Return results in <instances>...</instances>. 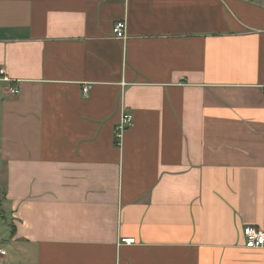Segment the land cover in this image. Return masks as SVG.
I'll use <instances>...</instances> for the list:
<instances>
[{"label": "crops", "instance_id": "obj_1", "mask_svg": "<svg viewBox=\"0 0 264 264\" xmlns=\"http://www.w3.org/2000/svg\"><path fill=\"white\" fill-rule=\"evenodd\" d=\"M0 66V264H264V0H0Z\"/></svg>", "mask_w": 264, "mask_h": 264}, {"label": "built area", "instance_id": "obj_2", "mask_svg": "<svg viewBox=\"0 0 264 264\" xmlns=\"http://www.w3.org/2000/svg\"><path fill=\"white\" fill-rule=\"evenodd\" d=\"M113 37L117 39H125L127 37V22L125 20L118 21L112 29ZM0 81L9 82L8 91L11 95H18L21 92L18 81H12L6 73V70L0 66ZM90 86L83 88L85 95L89 93ZM134 125V115L131 112L122 110L119 121L114 128V140L118 146H122L126 131ZM245 238V246L247 248H264V230L257 226H246L243 230ZM134 238H125L122 242H134ZM7 254V250L0 245V257Z\"/></svg>", "mask_w": 264, "mask_h": 264}]
</instances>
